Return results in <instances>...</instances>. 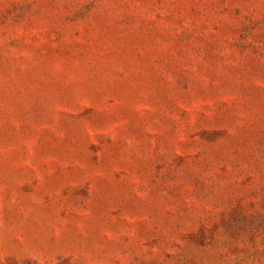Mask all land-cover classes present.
<instances>
[{
	"label": "rangeland",
	"instance_id": "obj_1",
	"mask_svg": "<svg viewBox=\"0 0 264 264\" xmlns=\"http://www.w3.org/2000/svg\"><path fill=\"white\" fill-rule=\"evenodd\" d=\"M0 264H264V0H0Z\"/></svg>",
	"mask_w": 264,
	"mask_h": 264
}]
</instances>
